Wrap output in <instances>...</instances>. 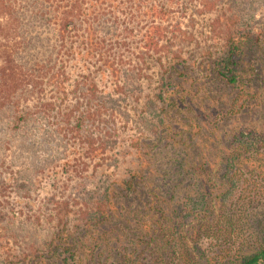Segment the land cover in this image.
Instances as JSON below:
<instances>
[{
    "label": "trees",
    "instance_id": "trees-1",
    "mask_svg": "<svg viewBox=\"0 0 264 264\" xmlns=\"http://www.w3.org/2000/svg\"><path fill=\"white\" fill-rule=\"evenodd\" d=\"M247 1L0 0V241L8 244L23 238L26 224L17 229L11 225L18 220L41 221V203L55 211L64 202L57 192L43 193L47 184L58 189L69 177L82 176L94 161L100 167L111 166L128 89L147 74L145 54H158V59L174 64L187 61L181 47L172 50V46L193 38L181 21L174 22L177 13L185 16L189 3L196 5L193 12L209 15L212 41V48L202 53L195 66L219 77L225 86H248L250 76L258 71L255 59L247 56L246 38L264 27V16L244 12ZM193 87L194 101L203 103L205 87ZM165 100L166 108L182 103L173 95ZM200 131L207 129L188 125V144L181 143L188 150V159L181 161L182 173L198 174L211 168V156L205 149L210 146L206 142L203 152L196 146L194 137ZM240 146L230 162L247 167L248 157ZM162 148L156 146V151ZM154 160L149 161L151 166L157 162ZM147 162L140 156L131 175L111 180L105 205L116 204L118 191L126 197L156 183L155 170L143 166ZM174 165L170 163L167 176ZM199 184L201 188L205 183ZM152 192L146 201L150 214L157 215L159 200ZM40 194L49 197L47 201L45 197L38 200ZM29 200H38L36 210ZM108 209H92L89 218L104 219L111 213ZM58 214L55 211L49 216ZM70 234L66 226L58 230L50 250L75 260ZM7 253H0V264H16L14 258L19 254ZM237 264H264V246L244 254Z\"/></svg>",
    "mask_w": 264,
    "mask_h": 264
},
{
    "label": "rangeland",
    "instance_id": "rangeland-1",
    "mask_svg": "<svg viewBox=\"0 0 264 264\" xmlns=\"http://www.w3.org/2000/svg\"><path fill=\"white\" fill-rule=\"evenodd\" d=\"M195 8V3H189L185 16L177 13L174 18L192 32L193 38L172 46V50L180 46L187 61L174 64L158 59V54H145L147 74L128 89L111 166L100 167L94 161L82 176L69 177L58 189L47 184L45 195L57 192L63 197L55 209L59 218H51L55 211L41 203V221L16 220L18 224L11 227L26 224L25 235L8 244L0 241V253L19 254L16 264H237L244 254L264 246V27L246 38L247 56L255 59L258 72L250 76L248 86H225L219 77L195 66L202 53L212 48L209 15L193 12ZM244 12L264 16V0L247 1ZM193 85L205 87L203 103L194 101ZM167 95L182 103L163 107ZM196 124L207 129L194 139L199 150L206 142L210 146L205 149L212 164L198 174H185L180 167L182 159H188V150L182 145L188 144V125ZM156 146L163 148L156 151ZM238 146L248 157L247 167L230 162ZM140 156L148 161L146 167L151 166L149 161H157L151 166L158 175L156 183L126 197L118 191L116 204L105 205L108 184L131 175ZM170 163L175 169L167 176ZM200 182L205 183L201 188ZM151 190L159 200L157 215L150 214L146 201ZM47 196L40 194L38 200L47 201ZM37 201L28 203L36 210ZM97 207H108L111 213L91 220L88 212ZM65 226L71 229L68 240L75 260L50 250L58 230ZM27 252L33 254L24 257Z\"/></svg>",
    "mask_w": 264,
    "mask_h": 264
}]
</instances>
